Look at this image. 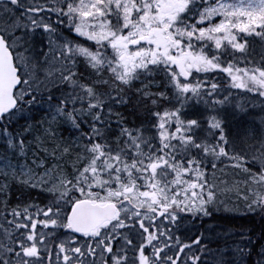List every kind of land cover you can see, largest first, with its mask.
<instances>
[{"label": "snow or ice", "instance_id": "6c2138e0", "mask_svg": "<svg viewBox=\"0 0 264 264\" xmlns=\"http://www.w3.org/2000/svg\"><path fill=\"white\" fill-rule=\"evenodd\" d=\"M220 211L264 220V0H0V264H264L182 236Z\"/></svg>", "mask_w": 264, "mask_h": 264}, {"label": "trees", "instance_id": "16d2710c", "mask_svg": "<svg viewBox=\"0 0 264 264\" xmlns=\"http://www.w3.org/2000/svg\"><path fill=\"white\" fill-rule=\"evenodd\" d=\"M216 78L219 80L220 76L217 75ZM253 115L258 116L259 112H253L249 109L247 114L241 113L235 116L233 119V126H241V121L248 117L251 118ZM239 119H242L240 123ZM32 195L36 196L41 202H43V197L40 196L39 193L34 191ZM197 221L199 222L198 224L201 226L199 228L202 229V231H206L209 225L215 226L211 229V232L206 231V234L210 235L212 240L208 246L214 250L219 248L222 251L227 248L226 258L229 259L232 258V249L235 247V242L239 240L242 230L248 229L250 230V234L254 233L258 235L261 232V229L264 228V220H261L258 215L241 214L240 212L220 211L214 213L212 219L203 218L197 219ZM192 224L198 225L196 220L189 219L182 229ZM37 227L39 229L40 226L38 225ZM254 243L255 251H259V241L254 240ZM255 259V255H252L249 259V264H254Z\"/></svg>", "mask_w": 264, "mask_h": 264}, {"label": "bare ground", "instance_id": "6f19581e", "mask_svg": "<svg viewBox=\"0 0 264 264\" xmlns=\"http://www.w3.org/2000/svg\"><path fill=\"white\" fill-rule=\"evenodd\" d=\"M37 118H39V117H37ZM249 119H250L249 117L246 118V119H244L243 121H241L242 119H239V123L241 121V125H247L248 122H249ZM236 127H238V125L233 126L234 129ZM196 223L198 224L199 222L196 220ZM199 227H201L199 224L198 225L192 224L190 226H186L185 228H183L181 230V234H182V236H191V235H194V234L197 233V230H198ZM199 230L202 231V229H200V228H199Z\"/></svg>", "mask_w": 264, "mask_h": 264}]
</instances>
